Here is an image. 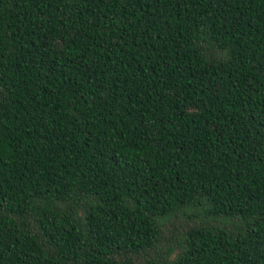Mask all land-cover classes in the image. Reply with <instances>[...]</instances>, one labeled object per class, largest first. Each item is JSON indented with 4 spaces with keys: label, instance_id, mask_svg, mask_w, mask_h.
I'll return each instance as SVG.
<instances>
[{
    "label": "trees",
    "instance_id": "1",
    "mask_svg": "<svg viewBox=\"0 0 264 264\" xmlns=\"http://www.w3.org/2000/svg\"><path fill=\"white\" fill-rule=\"evenodd\" d=\"M0 264H264V0H0Z\"/></svg>",
    "mask_w": 264,
    "mask_h": 264
}]
</instances>
